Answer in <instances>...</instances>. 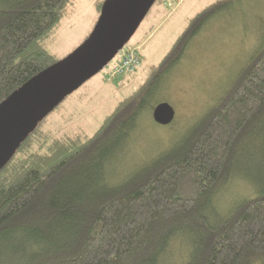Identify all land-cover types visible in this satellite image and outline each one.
<instances>
[{
  "label": "trees",
  "instance_id": "1",
  "mask_svg": "<svg viewBox=\"0 0 264 264\" xmlns=\"http://www.w3.org/2000/svg\"><path fill=\"white\" fill-rule=\"evenodd\" d=\"M70 1L0 0V102L59 59L44 39ZM233 1L196 13L92 135L55 136L41 125L45 117L21 142L0 169V264H163L182 234L188 253L170 264H264V184L224 216L204 212L237 168L264 183V147L256 146L264 141V40L177 141L120 181L107 178L159 74Z\"/></svg>",
  "mask_w": 264,
  "mask_h": 264
},
{
  "label": "rangeland",
  "instance_id": "2",
  "mask_svg": "<svg viewBox=\"0 0 264 264\" xmlns=\"http://www.w3.org/2000/svg\"><path fill=\"white\" fill-rule=\"evenodd\" d=\"M98 1L69 2L58 24L44 39L46 49L56 58L69 54L90 34L101 11ZM214 1L156 0L123 49L104 68L69 94L41 125L55 136L92 135L118 102L151 76L153 68L160 63L189 20ZM229 6L204 24L179 63L166 74H159L157 79H160L148 96L149 106L137 119L118 157L108 165L109 172L113 171L108 173L110 181H120L131 170L177 141L218 100L239 69L263 42L264 0H234ZM138 45L141 64L135 72L118 79L108 78V71L120 59L125 48ZM160 101H168L175 108V117L169 124H160L153 118V108ZM258 135L260 133H252L244 145L251 143ZM257 142L260 145L258 143L256 146L262 149L264 141ZM246 175L237 168L232 178L217 190L204 207L205 214L224 216L243 197L263 186V182H255ZM189 241L184 234L178 235L172 241L167 257L169 260L163 264L178 260L182 253L186 255Z\"/></svg>",
  "mask_w": 264,
  "mask_h": 264
},
{
  "label": "water",
  "instance_id": "3",
  "mask_svg": "<svg viewBox=\"0 0 264 264\" xmlns=\"http://www.w3.org/2000/svg\"><path fill=\"white\" fill-rule=\"evenodd\" d=\"M155 1L104 0L92 31L79 46L0 102V169L43 118L123 49ZM174 117L175 108L168 101L153 108V118L160 124H169Z\"/></svg>",
  "mask_w": 264,
  "mask_h": 264
},
{
  "label": "built area",
  "instance_id": "4",
  "mask_svg": "<svg viewBox=\"0 0 264 264\" xmlns=\"http://www.w3.org/2000/svg\"><path fill=\"white\" fill-rule=\"evenodd\" d=\"M170 4L168 3V5ZM139 48V46H134L124 50L120 59L108 71L107 77L110 79H118L133 72L141 64Z\"/></svg>",
  "mask_w": 264,
  "mask_h": 264
}]
</instances>
